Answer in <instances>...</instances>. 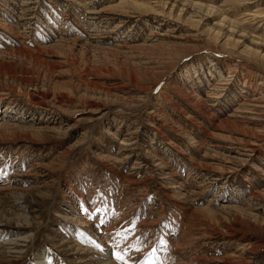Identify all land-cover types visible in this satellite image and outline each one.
Returning <instances> with one entry per match:
<instances>
[{"label": "rangeland", "instance_id": "1", "mask_svg": "<svg viewBox=\"0 0 264 264\" xmlns=\"http://www.w3.org/2000/svg\"><path fill=\"white\" fill-rule=\"evenodd\" d=\"M1 218L0 264H264V0H0Z\"/></svg>", "mask_w": 264, "mask_h": 264}, {"label": "bare ground", "instance_id": "2", "mask_svg": "<svg viewBox=\"0 0 264 264\" xmlns=\"http://www.w3.org/2000/svg\"><path fill=\"white\" fill-rule=\"evenodd\" d=\"M1 221H3L2 218H1L0 222H1ZM3 222H4V221H3ZM0 237H1V236H0ZM7 238H8V237H7ZM7 238H6V240L3 241V243H2L3 248H7L8 250H10L11 248L15 247V245L18 244L17 240H14V239H8V240H7ZM7 253H12V252L7 251L6 254H7ZM40 264H47V263H44V262H41V261H40Z\"/></svg>", "mask_w": 264, "mask_h": 264}, {"label": "snow or ice", "instance_id": "3", "mask_svg": "<svg viewBox=\"0 0 264 264\" xmlns=\"http://www.w3.org/2000/svg\"><path fill=\"white\" fill-rule=\"evenodd\" d=\"M154 254H155V250H153V255H154ZM113 255H114V257H115V259H116L117 261H121L122 264H127V261H126L125 257H124L123 255H121L120 253H113ZM148 264H152V261L150 260V261L148 262Z\"/></svg>", "mask_w": 264, "mask_h": 264}]
</instances>
